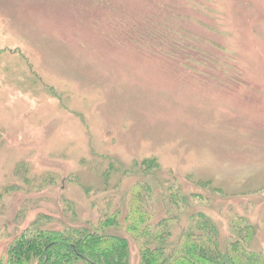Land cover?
Wrapping results in <instances>:
<instances>
[{"label": "rangeland", "instance_id": "rangeland-1", "mask_svg": "<svg viewBox=\"0 0 264 264\" xmlns=\"http://www.w3.org/2000/svg\"><path fill=\"white\" fill-rule=\"evenodd\" d=\"M136 182L173 233L202 215L264 251V0H0V252Z\"/></svg>", "mask_w": 264, "mask_h": 264}, {"label": "trees", "instance_id": "trees-1", "mask_svg": "<svg viewBox=\"0 0 264 264\" xmlns=\"http://www.w3.org/2000/svg\"><path fill=\"white\" fill-rule=\"evenodd\" d=\"M165 31L172 44L185 34L177 18ZM131 186L124 207L99 209L97 220L80 222L73 211L81 225L50 228L33 221L17 231L10 244V237H2L0 264H130L129 243L122 232L135 242L136 264H264V251L251 247L254 227L235 226L227 242L220 243L217 227L208 217L191 215L179 233H173L165 222L169 218L154 221L148 184Z\"/></svg>", "mask_w": 264, "mask_h": 264}]
</instances>
